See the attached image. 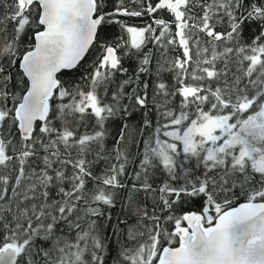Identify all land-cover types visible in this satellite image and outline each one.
Returning <instances> with one entry per match:
<instances>
[{"label": "snow or ice", "instance_id": "obj_1", "mask_svg": "<svg viewBox=\"0 0 264 264\" xmlns=\"http://www.w3.org/2000/svg\"><path fill=\"white\" fill-rule=\"evenodd\" d=\"M0 264H264V0H0Z\"/></svg>", "mask_w": 264, "mask_h": 264}, {"label": "trees", "instance_id": "obj_2", "mask_svg": "<svg viewBox=\"0 0 264 264\" xmlns=\"http://www.w3.org/2000/svg\"><path fill=\"white\" fill-rule=\"evenodd\" d=\"M166 15V14H165ZM146 22H148V21H146V20H141V19H131L130 21H129V23H133V24H142V23H146Z\"/></svg>", "mask_w": 264, "mask_h": 264}]
</instances>
